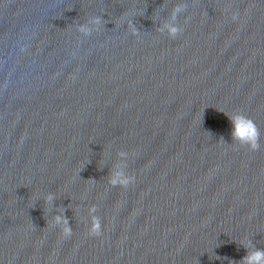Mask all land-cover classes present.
I'll return each mask as SVG.
<instances>
[{
	"label": "water",
	"instance_id": "1",
	"mask_svg": "<svg viewBox=\"0 0 264 264\" xmlns=\"http://www.w3.org/2000/svg\"><path fill=\"white\" fill-rule=\"evenodd\" d=\"M248 241L264 0H0V264H240Z\"/></svg>",
	"mask_w": 264,
	"mask_h": 264
},
{
	"label": "clouds",
	"instance_id": "2",
	"mask_svg": "<svg viewBox=\"0 0 264 264\" xmlns=\"http://www.w3.org/2000/svg\"><path fill=\"white\" fill-rule=\"evenodd\" d=\"M178 11H180L179 8L173 12V19ZM95 22L96 21H92L91 23L94 24ZM164 28L168 29L172 35H175L178 31V29L170 23L165 24ZM80 31L85 35H88L91 28L85 25L81 27ZM227 116L229 117L232 125L230 132L232 142H236L241 146L247 145L253 149L258 147L257 140L259 132L254 123L241 113H234ZM127 182L128 178L124 175L122 166H118V170L113 175V183L126 184ZM241 245L247 249V254L241 258L239 261L240 264H264V249L255 247L251 241L242 243Z\"/></svg>",
	"mask_w": 264,
	"mask_h": 264
}]
</instances>
